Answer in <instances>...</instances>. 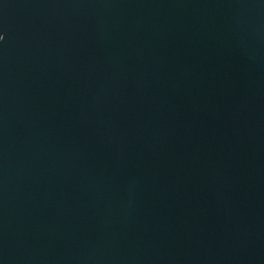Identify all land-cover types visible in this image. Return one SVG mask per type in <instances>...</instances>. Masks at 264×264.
<instances>
[{"label":"water","instance_id":"obj_1","mask_svg":"<svg viewBox=\"0 0 264 264\" xmlns=\"http://www.w3.org/2000/svg\"><path fill=\"white\" fill-rule=\"evenodd\" d=\"M0 264H264V0H0Z\"/></svg>","mask_w":264,"mask_h":264}]
</instances>
